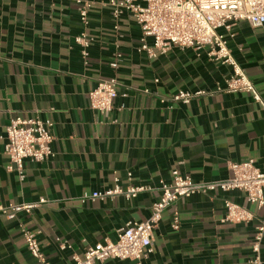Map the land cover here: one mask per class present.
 Segmentation results:
<instances>
[{
    "label": "crops",
    "instance_id": "obj_1",
    "mask_svg": "<svg viewBox=\"0 0 264 264\" xmlns=\"http://www.w3.org/2000/svg\"><path fill=\"white\" fill-rule=\"evenodd\" d=\"M76 1L0 0V209L45 201L11 221L0 214V264H39L27 252L22 229L38 233L44 264H72L89 247L116 242L129 222L149 219L160 182L169 183L172 170L200 183L227 179L229 163L253 160L264 172V25L233 23L232 38L218 30L259 94L257 103L249 94L222 92L231 68L212 61L207 50L172 47L156 58L138 53L141 32L121 7L124 0H81L88 3L86 26ZM109 1L119 8L117 18ZM82 30L91 39L86 63L74 43ZM111 78L117 98L103 115L90 108L88 93ZM179 91L207 94L189 105L171 102ZM14 118L47 122L53 137V157L25 160L22 180L4 154L5 129ZM116 185L150 191L130 201L120 195L82 200ZM225 200L253 219L224 221ZM174 207L179 229L171 228L173 208L165 210L152 231L153 252L141 264H249L264 209L246 204L239 192L218 190Z\"/></svg>",
    "mask_w": 264,
    "mask_h": 264
},
{
    "label": "built area",
    "instance_id": "obj_2",
    "mask_svg": "<svg viewBox=\"0 0 264 264\" xmlns=\"http://www.w3.org/2000/svg\"><path fill=\"white\" fill-rule=\"evenodd\" d=\"M81 6L79 17L81 23L87 25L88 3L77 0ZM113 9V16L120 14L114 1H109ZM123 10L128 12L141 32V41L138 53H145L149 58L166 54L172 47L179 49L207 50V56L214 62L231 68V75L225 81L222 92L227 94L245 93L251 95L257 103L261 102L254 85L239 67L228 49L227 36L218 33L224 29L228 37L232 38L231 26L236 22H246L250 28L258 29L264 25V0H124ZM152 40V45L147 40ZM74 43L80 48L82 60L86 63L89 56L91 39L85 30L75 38ZM117 57L120 55L117 54ZM115 69L117 62L110 63ZM115 78L98 80L96 87L88 93V102L92 110L107 115L113 109L117 98ZM221 90H218L220 92ZM203 91H179L170 97L173 103L189 105L194 99L205 96ZM49 123L38 119L14 118L5 129L6 143L4 154L9 160L8 169H15L19 179L24 178L23 163L29 160L32 163H42L53 157L51 143L53 137L49 132ZM227 179L200 183L193 181L189 176L181 175L172 170L169 183L160 182V199L152 205L151 215L144 222H129L125 228L117 233V241H106L89 247L83 257L74 256L72 264H96L106 260L133 261L141 264L145 254L153 252L152 231L158 225L165 210L173 208L171 228L179 229V214L174 207L180 199H188L193 195H206L215 191L222 193L239 192L243 195L246 204L255 206L258 210L264 209V172L258 170L253 160L242 163H229ZM131 174H128V178ZM150 191L145 187H129L123 191L114 186L103 192L85 193L82 200L92 202L123 196L126 201L134 199L139 193ZM45 204L44 200L37 203L19 204L10 209H0V214L7 220H14L18 213L30 214ZM224 221L231 223H247L253 219V214L245 207L224 201ZM27 252L39 264H44L41 253L38 233L22 229ZM264 239V216L256 227L251 241V256L249 264H264L261 254V245ZM61 245V249H64Z\"/></svg>",
    "mask_w": 264,
    "mask_h": 264
}]
</instances>
